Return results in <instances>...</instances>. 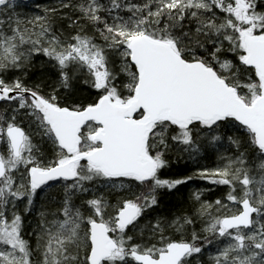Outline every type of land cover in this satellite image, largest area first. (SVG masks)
I'll return each instance as SVG.
<instances>
[{
  "label": "snow or ice",
  "instance_id": "6c2138e0",
  "mask_svg": "<svg viewBox=\"0 0 264 264\" xmlns=\"http://www.w3.org/2000/svg\"><path fill=\"white\" fill-rule=\"evenodd\" d=\"M0 264H264V0H0Z\"/></svg>",
  "mask_w": 264,
  "mask_h": 264
},
{
  "label": "trees",
  "instance_id": "16d2710c",
  "mask_svg": "<svg viewBox=\"0 0 264 264\" xmlns=\"http://www.w3.org/2000/svg\"><path fill=\"white\" fill-rule=\"evenodd\" d=\"M26 2H27V3H30V2H31V0H26ZM211 198H213V199H214L215 197H211Z\"/></svg>",
  "mask_w": 264,
  "mask_h": 264
}]
</instances>
